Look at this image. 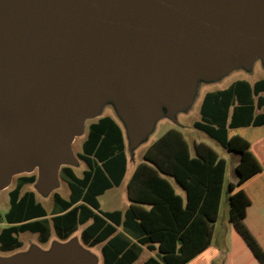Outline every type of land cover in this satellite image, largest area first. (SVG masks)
I'll return each instance as SVG.
<instances>
[{
  "label": "water",
  "instance_id": "obj_1",
  "mask_svg": "<svg viewBox=\"0 0 264 264\" xmlns=\"http://www.w3.org/2000/svg\"><path fill=\"white\" fill-rule=\"evenodd\" d=\"M264 57V0H0V188L38 172L48 192L103 98L133 135L192 78ZM0 264H94L75 242Z\"/></svg>",
  "mask_w": 264,
  "mask_h": 264
},
{
  "label": "trees",
  "instance_id": "obj_2",
  "mask_svg": "<svg viewBox=\"0 0 264 264\" xmlns=\"http://www.w3.org/2000/svg\"><path fill=\"white\" fill-rule=\"evenodd\" d=\"M257 109L262 111L257 113ZM263 124L264 78L253 84L240 79L227 88L207 92L201 105V119L194 122L196 128L241 156L236 168L239 180L229 186L230 222L262 264L264 249L248 228L247 219L252 203L250 194L255 193V188L248 187V182L256 177L264 179V169L251 148L252 143L264 136ZM250 125L255 127L248 128ZM84 149L85 153L80 157L91 170L84 179H76L73 175L64 177L72 190V199H82L92 209H99L97 196L119 185L126 170L121 127L111 117H104L91 130ZM195 153L191 156L189 145L180 131L168 130L144 153L145 161L154 166L139 165L130 179L129 198L148 201L152 206L143 210L132 205L125 212L122 223L125 231L139 242L150 248H153L150 243H158L159 261L151 259L149 263L186 264L211 243L213 223L217 220L223 193L226 160L203 142L195 144ZM161 173L173 177L181 185L186 192L185 201ZM144 176H147L145 180L138 184L139 178ZM84 207L90 214L80 218V223L90 215L94 218L82 234L87 241L100 232L105 219L87 205ZM103 215L115 224L121 223V212H105ZM114 230V226L108 225V230L94 238L92 243L103 241ZM130 244L131 239L125 234H115L102 248L103 264L134 259L136 254L129 256Z\"/></svg>",
  "mask_w": 264,
  "mask_h": 264
},
{
  "label": "rangeland",
  "instance_id": "obj_3",
  "mask_svg": "<svg viewBox=\"0 0 264 264\" xmlns=\"http://www.w3.org/2000/svg\"><path fill=\"white\" fill-rule=\"evenodd\" d=\"M262 78H264V57L262 56H257L249 63L239 64L218 74L206 72L195 76L189 83L188 96L184 97L173 110L169 108V105L162 103L159 107L157 116L152 121L148 130L141 135L136 136L133 135L130 130L129 122L123 111L119 98L112 94L106 95L96 109L94 115L86 120L84 131L78 135L76 140L72 143V149L74 150V153H76L75 163L72 164L71 167H60L58 172V183L55 188L48 193L37 191V197L46 204V208L49 210L54 199H57L58 196L64 197L70 191L67 185L68 181L62 177V175L75 174V178L85 177V170L88 169V166L80 157V154L85 153L84 147L86 142L90 139L91 130L93 131V127L104 117H111L122 129L125 153L128 160V173L119 187L109 189L105 194L99 197L101 208L103 210L111 211L127 207L129 203L127 197V180L129 179L131 171L136 164L143 161L145 151L168 130L172 129L180 131L184 139L190 144L191 148H193L194 142H203L212 147L220 157L226 159L227 168L225 176L227 185L232 179L233 174L236 172L234 167L236 163V153L229 151L217 140L211 138L206 132L196 128L194 122L201 119V105L207 92L227 88L236 80L244 79L253 84ZM34 174H36V172L16 174L12 179L16 180L18 177L25 178ZM9 189L5 191H8ZM4 195H6V193L0 191V202H3ZM229 221L230 206L224 196L218 219L214 224L211 244V248L220 253L221 257L229 250ZM87 224L88 223L79 226L78 230L73 232L69 238L59 240L55 235H51L49 245L47 244L43 246L35 243L31 248H28L27 245V247L23 249H17L5 253L0 252V256L28 254L34 249L41 252H50L57 244L75 242L82 251L94 258V264H103V243L90 247L84 244L80 237V232ZM53 241L56 243L55 245L53 244ZM27 243L28 241L26 244ZM150 256H154V253L144 249L140 253V258L137 260L138 262L136 264H143L144 260Z\"/></svg>",
  "mask_w": 264,
  "mask_h": 264
},
{
  "label": "crops",
  "instance_id": "obj_4",
  "mask_svg": "<svg viewBox=\"0 0 264 264\" xmlns=\"http://www.w3.org/2000/svg\"><path fill=\"white\" fill-rule=\"evenodd\" d=\"M261 111L262 110H260V109L256 110L257 113L261 112ZM252 127H255V126L254 125L248 126V128H252ZM261 127H264V124L261 125ZM76 137H75L74 141L76 140ZM197 143H200V142H194L193 148H191L190 144L188 143L191 156L196 155L195 144H197ZM251 148H252V152L256 155L258 161L260 162L262 169H264V136L259 137L254 143H252ZM73 152H74V150H73ZM232 152H235V151H232ZM235 153H236V157H235L236 163H235L234 167H235V171H236V168H237V166L241 160V156L239 153H237V152H235ZM74 154H76V153H74ZM144 163H147L148 165L149 164L152 165V163L146 162L144 157H143V161L136 164L134 169L131 171L129 179L127 180V197H128L129 203H128L126 208L114 209L111 211H105L101 208V202H100L99 197L102 196L103 194H105V192L107 190L112 189L114 187H119L122 184V182L125 180L126 175L128 173V160H127V164H126L125 173H124L119 185L112 186V187L106 189L102 194L97 196V199H98V202L100 205L99 209H94V208L92 209V207L89 204L85 203L90 209L93 210V212H95L98 216H102L105 219L100 232L97 233L94 238H97L99 235H103V233H105L108 230V225L114 226L115 230L112 233V235H110L109 237H107L103 241H99V242L94 243V244L92 243L94 240L93 237L88 238L87 241H84L83 237H81L84 244L92 247V246L98 245L99 243H103V245H102V248H103V246L105 244H107L109 239L118 233H123L131 239V244L128 248L129 256L131 257V256H133V254H136V257H134V259H132L131 261H129L130 259H128V258H127V260L126 259L119 260L118 264H136L138 262L137 260L140 258V253L144 249L149 251V252H153L155 257L154 256L148 257L147 259L144 260L143 264H153L152 262L149 263L151 261V259H155V260L159 261V259H158V252H159L158 251V243H150L151 245H153V248H150L147 244H143V243L139 242L138 239L136 237H134V235H130L129 233H127L125 231V229L123 227V223H122L123 219H124L125 212L132 205L138 206L139 208H142L143 210H149L152 206L150 203H148V201H145V202L133 201L129 198V194H128V185H129V182H130L132 175L136 171L137 167L141 164H144ZM71 165L72 164L62 165L61 167H71ZM87 166H88V169L85 170V175L88 174V172L91 170L88 164H87ZM152 166H154V165H152ZM226 168H227V161H226ZM226 168H225V175H226ZM69 175L72 177L71 174H69ZM69 175H66V176L69 177ZM161 175L170 181V183L174 187L176 193L180 194L185 201L186 200V192L181 187V185L179 183H177V181L173 177L168 176L166 174H162V173H161ZM225 175H224V187H223V193H222V197H221V201H220L219 212H220V208H221V204H222L224 196L226 197V200L228 201L229 206H230L229 186L231 184H236L239 180V176L235 172V174H233L232 179L226 185V176ZM73 176L75 177V174H73ZM85 177H83V178H77L76 177V179H84ZM146 177L147 176L139 178L138 184L142 183ZM90 178H89V180H90ZM67 185H68V188L70 190L68 192V194L64 197L59 196L60 201H61L60 211H62V213L67 212L69 210L71 211L70 216H69V214H66L63 217H65L68 222L70 221V224L72 223V227H70V229H68V230H66L60 234L61 240L69 238L73 232H76L78 230L79 226L88 223L84 227V229H86L88 226H90L94 222V218L90 215L85 222L80 223V218H84L85 216H88L90 213H89L87 208H86V211L84 212L79 207H77V205H78L77 203H75V204L73 203L74 199L73 200L71 199L72 190H71L68 182H67ZM136 187L138 189V186H135V188ZM248 187L255 188V193L250 194V200L252 203H251L250 207L248 208V219H247L248 228L250 229L252 234L255 236V238L257 239V241L261 245V247L264 249V179L263 178L259 179L257 177L251 178V180L248 182ZM258 187L260 189H256ZM48 192H43V193H48ZM105 212H111V213L112 212H121V217H120L121 223L115 224L110 219H107L106 217H104L103 214ZM218 215H219V213H218ZM217 219H218V217H217ZM216 221L213 223V230H214V224L216 223ZM228 234H229L228 239H229V243H230L229 250L226 253H224V255L222 257L220 256V253H218L216 250L211 248L212 239H213V232H212L211 243L207 247V249H205L203 252H201L194 259H192L190 262H188L186 264H262L258 260V258L255 256V254L253 253V251L251 250L249 245H247V243L243 239V237L236 231V229L234 230L230 221H229V233ZM9 256H12V255H9ZM0 257H8V256H0Z\"/></svg>",
  "mask_w": 264,
  "mask_h": 264
},
{
  "label": "flooded vegetation",
  "instance_id": "obj_5",
  "mask_svg": "<svg viewBox=\"0 0 264 264\" xmlns=\"http://www.w3.org/2000/svg\"><path fill=\"white\" fill-rule=\"evenodd\" d=\"M33 172L36 174L12 179L7 187L0 188L1 192L6 193L3 202H0V252L2 253L23 249L27 245L31 248L35 243L49 245L51 235H55L60 240V234L72 227V223L70 224V221L63 217L66 214L70 216L71 211L64 213L60 211L59 196L52 201L49 210L37 197L38 172L37 170ZM33 176L35 177L33 180L28 179ZM7 189L9 190L5 191ZM73 203H77V207L86 211L84 200H74ZM84 230L80 232V237Z\"/></svg>",
  "mask_w": 264,
  "mask_h": 264
}]
</instances>
